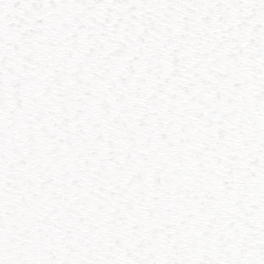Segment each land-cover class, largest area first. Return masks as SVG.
Wrapping results in <instances>:
<instances>
[{
    "label": "snow or ice",
    "instance_id": "1",
    "mask_svg": "<svg viewBox=\"0 0 264 264\" xmlns=\"http://www.w3.org/2000/svg\"><path fill=\"white\" fill-rule=\"evenodd\" d=\"M0 264H264V0H0Z\"/></svg>",
    "mask_w": 264,
    "mask_h": 264
}]
</instances>
